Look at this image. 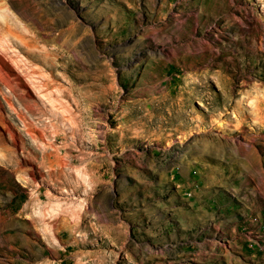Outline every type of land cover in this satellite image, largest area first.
I'll return each mask as SVG.
<instances>
[{
    "label": "rangeland",
    "instance_id": "1",
    "mask_svg": "<svg viewBox=\"0 0 264 264\" xmlns=\"http://www.w3.org/2000/svg\"><path fill=\"white\" fill-rule=\"evenodd\" d=\"M0 264H264V0H0Z\"/></svg>",
    "mask_w": 264,
    "mask_h": 264
},
{
    "label": "bare ground",
    "instance_id": "2",
    "mask_svg": "<svg viewBox=\"0 0 264 264\" xmlns=\"http://www.w3.org/2000/svg\"><path fill=\"white\" fill-rule=\"evenodd\" d=\"M8 29H9V28H8ZM73 29H74V28H73ZM11 30H12V29H11ZM11 30H10V31H11ZM70 40H71V39H70ZM74 43H75V42H74ZM24 44H25V43H24ZM40 86H41V85H40ZM43 86H44V85H43ZM42 88H43V87H42ZM44 88H45V87H44ZM44 95H45V94H44ZM50 97H51V96H50ZM42 98H43V97H42ZM52 100H53V99H52Z\"/></svg>",
    "mask_w": 264,
    "mask_h": 264
}]
</instances>
